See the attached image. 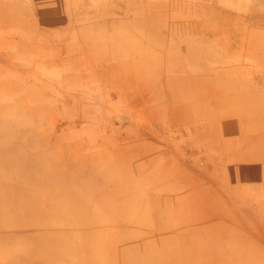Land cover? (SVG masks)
I'll return each instance as SVG.
<instances>
[{
  "label": "crops",
  "instance_id": "crops-1",
  "mask_svg": "<svg viewBox=\"0 0 264 264\" xmlns=\"http://www.w3.org/2000/svg\"><path fill=\"white\" fill-rule=\"evenodd\" d=\"M140 5L142 12L150 11L147 13L146 20L137 27V29L139 27L145 29L142 37L144 34L145 42L148 41V46L139 49L141 54L139 58L141 59L137 62L131 59L128 62H117L113 66L107 65L101 74L118 78L115 76L120 71H129L127 69L129 65L137 63L132 67L135 72L132 73L134 76L126 77L127 79L133 80V78L136 79V77L144 75L147 80V75H149V78L160 80L157 87L150 86L149 89L134 96L132 102L126 105L127 107L120 108V112L137 108L139 99L152 105L154 100L151 94H155L159 97L157 100L159 104L153 113L154 123H151L153 119H149L151 117L148 110H132L129 111L130 123L125 125L128 127L125 130L115 128L112 124L103 125L105 122L91 124L88 129L102 131L100 136L102 149L100 151H91L93 148V144L90 142L92 138H88V141L78 139L69 143L64 142V139L60 137L58 139L59 148L57 147L53 152L43 153L39 151L43 143L36 139V134L39 135L38 130L26 125L23 120L25 114L15 112L18 111L15 106L1 101L2 94L8 93L9 86L7 81L4 82V79L0 80V244L3 245L0 264H41L34 260L33 263H30L24 259L25 256L20 254L23 252L39 253L36 245L31 251L27 249V251L21 252L16 251L13 245L23 239H30L32 232L30 231L32 226L29 224L30 219L27 216V218L24 217V214L18 213L17 208L32 209L31 207L37 204L45 207L48 174L53 175L55 200L62 206L88 207L86 198L90 194L84 187L90 185L96 189V193L92 194L94 202L109 205L106 206V211L118 216L120 222L138 221L147 210H152V217L155 221L153 226L157 237L154 238L149 232V234L124 236L115 240V244L117 242L129 243L124 250H121L122 254L128 253L126 262L123 260L125 264H264V246L250 243L247 233L239 235L232 229L233 224H237L239 218L242 219L241 217L250 219L258 216L264 217V203H262L264 186H260L262 194L255 197L257 201L255 207L244 203L242 209L234 213L228 223H224L223 219L230 208L226 199L231 198L234 184L242 179L248 181V177L252 173L256 174L258 179L264 177V155H258L261 151L248 152L244 158L251 164L238 163L233 166L231 169H236L237 173L236 171L230 172V167L227 166L226 171L216 169L212 178L201 174L199 179L194 181L192 177L183 175L182 172L186 160L195 161V152L193 151L201 148L198 141L202 135L209 134L217 138V133L222 131L229 136L236 132L235 124L237 122H254L247 117L242 118L241 115L244 114L242 107L245 106L244 109L251 112L258 105L257 100L261 101L258 97L260 95L246 89L244 84L241 86L245 88L244 91L235 90V86L239 85V80L236 75L227 74L224 70L211 68L212 73L209 74H204L201 70H199L200 72L181 70L180 63H183L185 58L198 57L200 63H203L204 59L207 61L205 57L209 56L207 49L202 48L198 51L195 48L196 45L187 38L188 35L183 29L181 36L185 39L173 40L177 47L178 45L182 47L183 55L178 58L173 67L166 70L159 68L154 71L155 68H152L155 66L152 56L154 52L152 49L149 51L147 49L151 46L163 45L165 40V36L160 38V34L155 29L157 24L154 18L161 13L155 12L158 7L157 3L145 0ZM175 7L172 5V8ZM6 8L7 10H17L13 3L7 4ZM214 17L219 18V16ZM8 21L10 24L15 21L14 24L17 26L26 24L23 15L17 20ZM89 28L73 24L71 27H67V31L60 37V39L63 37L67 39L63 46L66 55L74 54L78 49V52L81 51L80 48L83 45L92 48L87 50L89 54L87 53L86 57L81 52L80 55L72 58V61L85 60L83 70L86 72L90 73L95 69L97 63L110 59L114 56L113 52L122 53L123 51L118 49L120 48L118 41L121 40L126 44L127 42L132 43V40L126 35L115 33L111 35L112 41L108 40L103 44L102 41L105 37L103 32H93L92 34ZM169 28L171 30L168 28L167 30L174 33V30ZM81 35L91 37H86L85 42L82 43ZM122 36L127 41L123 40ZM225 46L226 44L223 45V47ZM130 54L132 55L133 52ZM92 56L98 58L94 64L89 60ZM156 56H160L159 51ZM216 62H218L217 58L212 60V66L217 67ZM149 70L150 72H148ZM138 73L139 75H137ZM0 76L8 77L5 74ZM88 76L92 78L91 74ZM66 99L68 96L63 98V100ZM201 99L205 101H201ZM243 101H247L246 104H240ZM209 104L216 108L214 110L216 112L209 111ZM228 105H236L238 108L233 111L227 108ZM200 106L204 110L202 113ZM87 109L89 107L83 104L82 113H85ZM113 110L115 112L117 109ZM227 117H231L230 119L235 117L236 120L223 121ZM115 118L120 117L116 116ZM164 118H166L165 121ZM205 118L210 122H203ZM217 118L222 121L219 128L216 126L218 122H211L212 119ZM260 119L264 120V116H260ZM102 125L103 128H101ZM151 125L154 127V131ZM186 126L196 127V129L189 132ZM171 127H173L172 133L169 132ZM98 132L96 134H99ZM180 134H189L190 139L182 140ZM173 135L181 140L177 142L175 138H172ZM149 137H154L156 143L146 142L145 144L143 140ZM215 140H217L218 147L209 145L204 148L216 151L226 150L229 153L227 159H233L239 153L242 154L245 149L253 148L249 138L222 139V135H220ZM149 155L153 156L148 158ZM50 156L55 158L54 165L50 162L47 164ZM174 157H176V161H174ZM132 161L135 162L136 174L132 173V176L128 177L130 173L127 172V168L130 167ZM67 169L70 170V174L65 173ZM246 185L240 190L239 196L246 194L250 184ZM159 188L163 189L160 193L156 192ZM220 190L226 192L220 194ZM172 201H176L175 208H172ZM199 207L202 208L200 212L194 210ZM138 208H142V216L138 215ZM37 219L35 218L37 222H42V226H45L44 219L39 220L38 217ZM61 219L68 220L67 216L63 215H61ZM110 223L114 224L110 221L106 223L99 221L88 225L85 227L86 234L79 233L78 237L71 229L64 228L62 237L65 238L64 236L69 232L74 238L70 246V251L73 250L74 253L70 257L71 264H80L77 238L85 235L87 238L94 237L98 230L105 227L104 231H106L107 225L115 227ZM73 230L79 232L78 227H73ZM102 238L100 250L102 253L96 258L90 255V243H87L86 264H105L107 260L109 264H116L117 251L113 241L108 239L110 237L107 233H104ZM43 245L45 242L40 241V250L46 252V246ZM226 256H228V261L224 262L222 259ZM221 260L223 262H220Z\"/></svg>",
  "mask_w": 264,
  "mask_h": 264
},
{
  "label": "rangeland",
  "instance_id": "rangeland-1",
  "mask_svg": "<svg viewBox=\"0 0 264 264\" xmlns=\"http://www.w3.org/2000/svg\"><path fill=\"white\" fill-rule=\"evenodd\" d=\"M145 0H0V75L5 74L8 77L2 78L4 82L7 81L8 93L2 94L1 101L16 107L15 112L25 114L23 120L27 126L35 127L38 130L36 139L42 142L43 145L39 151L53 152L57 147H60L58 139L62 137L64 142H74L78 139L88 141L91 139L93 148L91 151H100L101 141L100 136L102 131L88 129L91 124L98 122H105L104 124H112L115 128L126 129L125 125L130 123L129 111L144 110L153 119L156 108H158L157 95L151 94L153 97V104L145 103L143 99H139L137 108L128 109L120 112L122 106L127 107L132 102L134 96L139 95L150 86H158L160 80L149 78L147 75L132 78L135 73L132 67L137 63H132L126 71H120L114 78L102 75V70H105L107 65H114L117 62H128L132 59L134 62L139 61V49L148 46L146 38L142 37L145 29L137 27L146 20L147 13L142 12L140 8L141 2ZM150 3H157L155 12L157 14L154 18L157 26L156 32L160 34V38L165 36L163 45L151 46L147 50L152 49L154 54V71L160 69L166 70L176 64V60L183 55L181 46L175 45L173 40L185 39L182 35V29L186 31L187 38L196 46L195 48L201 50L207 49L209 56H206L203 63H200L197 58H185L183 63H180L181 70H192L204 72V74L212 73L211 68L224 70L227 74L236 75L239 80V85H236L235 90L244 91L243 84L246 89L258 93L260 96L257 100L258 105L251 112L242 107V118L252 119L254 122H237L235 124L236 132L231 135L224 134L219 131L218 137L222 135V139L231 137L235 140H242L249 138L253 148L245 149L242 154L239 153L233 159H227L228 152L226 150H210L204 146L218 147L216 137L209 134L202 135L198 141L201 147L195 152V161L186 160L182 167L183 175L192 177L197 181L201 174L208 178H212L216 169L236 171L231 169L238 163L245 165L251 164L244 157L248 152L255 150L261 151L258 155H264V120L260 116H264V0H149ZM15 5L17 10H7L6 5ZM175 5V8H172ZM214 16H219L217 19ZM25 16L26 24L17 26L12 21L17 20L21 16ZM87 27L92 32H103L105 35L102 43L105 44L108 40L112 41L111 35L117 33L118 35H126L132 40V43H123L121 40L120 49L122 53H114L110 59L103 60L97 63L95 69L89 72L83 70L84 61H72L74 56L80 55L82 52L87 56V50L92 49L90 46L83 45L72 54L66 55L64 51V44L66 38L60 39L62 34L67 31V27L72 25ZM110 27V28H107ZM171 27L174 30H167ZM171 30V29H170ZM185 34V35H186ZM90 38L88 35H81L80 41L84 43V39ZM123 39V36H122ZM126 40L127 39H123ZM114 43V42H111ZM190 43V42H189ZM101 44V43H99ZM98 44V45H99ZM183 44V43H182ZM191 44V43H190ZM223 47V45H225ZM92 46V44H91ZM94 46V45H93ZM160 56H156L157 52ZM130 52H133L131 55ZM77 54V55H76ZM89 54V53H88ZM211 56V58H210ZM217 58L216 66H212V60ZM95 56L90 57L92 64L96 62ZM211 59V60H210ZM210 60V61H208ZM179 64V62H177ZM202 64V65H201ZM204 64V65H203ZM101 68V69H100ZM151 68V69H152ZM9 72V73H6ZM150 72V70L148 71ZM92 76L90 78L88 75ZM130 75V76H129ZM139 75V73L137 74ZM120 76V77H119ZM144 77V78H143ZM109 82V86H108ZM161 87V86H160ZM156 89V88H155ZM125 91H128L125 93ZM110 93V97H109ZM65 96L68 99L63 100ZM108 98V99H107ZM201 101H205L201 99ZM243 101L240 104H246ZM86 104L89 107L82 113V105ZM149 105V107H148ZM209 104V111L216 112L215 107ZM229 109L236 111V105H228ZM113 109H117L115 112ZM200 106L201 113L204 111ZM119 116L120 118H115ZM251 116H256L255 119ZM225 118L223 121H235L236 118ZM166 118H164V121ZM155 119L151 123H154ZM203 122H210L209 119H203ZM211 122L217 123L219 128L222 121L212 119ZM103 125L101 128H103ZM152 130L154 127L151 125ZM173 127L169 128V132ZM190 131H195L196 127H189ZM235 129V128H234ZM154 131V130H153ZM199 131L200 128H199ZM99 134H96V133ZM176 133L177 131H173ZM203 133V132H202ZM190 135L192 133H189ZM188 134V135H189ZM176 135V134H175ZM187 134H180L181 138L190 139ZM172 138H175L173 135ZM177 137V142L181 140ZM149 143H156L154 137H149L143 140ZM189 151V150H188ZM189 153V152H188ZM154 155V154H153ZM153 155H149L148 158ZM189 155V154H187ZM177 157V156H176ZM174 157V161H176ZM244 158V160H242ZM55 158L50 156L48 162L55 164ZM230 161V162H229ZM135 162L130 163L127 172L129 176L136 174ZM130 168V169H129ZM132 171V172H131ZM65 173L70 174V170H65ZM227 173V172H226ZM251 174V173H250ZM127 175V174H126ZM125 175V176H126ZM124 176V177H125ZM98 181V179H96ZM200 182V181H199ZM246 182V183H245ZM251 182V183H250ZM250 184L244 196H239L240 190ZM205 186V185H204ZM260 186H264V177L258 179V176L252 173L247 180H240L235 183L232 188V196L226 199L230 208L224 216V223H228L229 219L234 213L240 211L244 203H248L251 207H255L257 201L255 197L262 194ZM84 189L90 195L87 196L86 201L88 207L78 206L71 207L60 205L55 199V189L53 185V175L48 174V185L46 190L47 203L45 207L35 205V209H31L35 215L28 217L30 231H32L30 239L18 241L13 248L18 251L36 249L39 253L30 254L29 252L20 253L25 256L24 259L33 263L38 261L41 264H71L70 251L72 238L68 232L65 238L62 237L64 228L71 229L78 237L80 234H86L88 225L97 223L99 221L114 222L115 227L106 226L104 229L98 230L94 237L87 238L81 236L77 238L79 247V263L86 264L88 256V244L90 243V255L98 257L102 252L101 242L104 233L109 234L108 239L113 241L114 247L117 251L115 261L116 264H125L126 254H122L128 242L114 243L116 239L130 235L150 234L157 237L154 231V217L150 209L142 216L143 210L139 209V214L142 218L138 221L120 222L119 217L112 215L106 211L109 205L96 203L92 194L96 193V189L85 186ZM159 188L156 192H162ZM38 193V189L36 191ZM221 193L226 191L220 190ZM234 194V195H233ZM38 196V195H37ZM250 197V198H248ZM172 208H175L172 201ZM264 203V200H262ZM32 208V207H31ZM45 210V211H44ZM200 212L202 208H195ZM87 212V213H86ZM61 215L67 216V221L61 219ZM192 216H194L192 214ZM44 219L43 223L37 222ZM27 218V217H26ZM35 218L37 220H35ZM76 218V220H74ZM182 218V217H181ZM239 218L237 224H233V230L239 235L249 236L250 243H258L264 246V217L257 218ZM166 220V219H165ZM186 220V219H182ZM76 221V222H75ZM164 221V220H163ZM76 223V224H75ZM73 224V226H72ZM75 224V225H74ZM87 224V225H86ZM245 225V227H243ZM63 226V227H62ZM73 227H78L79 232L73 230ZM96 228V226H95ZM115 228V229H114ZM84 230V231H81ZM57 235V237H56ZM101 236V237H99ZM245 236V237H247ZM39 237V238H38ZM146 237V236H145ZM102 238V239H101ZM39 239L45 242V250H40ZM0 244V254L2 250ZM92 260V259H91ZM224 262L228 261V256L222 259ZM220 262H223V261ZM218 262V261H217ZM96 263V261H95ZM105 264H109L108 260ZM237 264V263H235Z\"/></svg>",
  "mask_w": 264,
  "mask_h": 264
},
{
  "label": "bare ground",
  "instance_id": "bare-ground-1",
  "mask_svg": "<svg viewBox=\"0 0 264 264\" xmlns=\"http://www.w3.org/2000/svg\"><path fill=\"white\" fill-rule=\"evenodd\" d=\"M185 57V56H184ZM177 61V60H176ZM33 144V143H32ZM10 145V144H9ZM17 147V146H16ZM34 147V146H33ZM36 147V146H35ZM15 148V147H14ZM20 148V147H19ZM5 149V148H4ZM13 153V152H12ZM5 154H7L8 155V153H5ZM2 158V157H1ZM3 160V159H2ZM1 160V161H2ZM2 164V163H1ZM3 165V164H2ZM5 165V164H4ZM13 167H15V166H13ZM53 167V166H52ZM8 168V167H7ZM128 182V181H127ZM104 194V193H103ZM100 197V196H99ZM103 198V197H102ZM18 206V205H17ZM31 206V205H30ZM13 208V207H12ZM18 209V213H22V214H24L25 216L24 217H31L32 215H35L34 214V210L32 211L31 209H28V208H25V207H20V208H17ZM32 209H35V206L34 207H32ZM13 212H14V209H13ZM12 212V213H13ZM17 213V214H18ZM32 214V215H31ZM10 215V214H9ZM4 216V215H3ZM56 237H57V235H56ZM123 252V251H122ZM127 259V258H126ZM125 261V260H124ZM126 262V261H125ZM129 263V262H128Z\"/></svg>",
  "mask_w": 264,
  "mask_h": 264
}]
</instances>
